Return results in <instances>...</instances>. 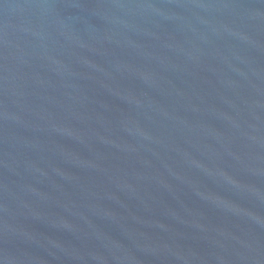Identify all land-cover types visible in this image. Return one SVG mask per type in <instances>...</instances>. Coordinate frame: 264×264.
Wrapping results in <instances>:
<instances>
[{"label":"water","instance_id":"obj_1","mask_svg":"<svg viewBox=\"0 0 264 264\" xmlns=\"http://www.w3.org/2000/svg\"><path fill=\"white\" fill-rule=\"evenodd\" d=\"M0 264H264V0H0Z\"/></svg>","mask_w":264,"mask_h":264}]
</instances>
